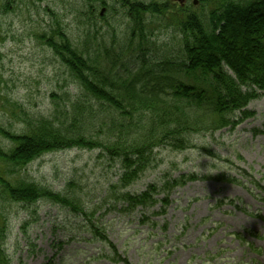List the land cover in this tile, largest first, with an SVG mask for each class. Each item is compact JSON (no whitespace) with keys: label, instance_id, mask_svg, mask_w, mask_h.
Returning <instances> with one entry per match:
<instances>
[{"label":"rangeland","instance_id":"obj_1","mask_svg":"<svg viewBox=\"0 0 264 264\" xmlns=\"http://www.w3.org/2000/svg\"><path fill=\"white\" fill-rule=\"evenodd\" d=\"M167 1L169 14L144 16L142 40L154 55L162 54L165 44L169 52H174L176 19L187 12L207 13L214 2L197 0L194 5L193 0H188L180 6L178 0ZM105 2L103 18L91 13L88 0H13V8L0 14V123L4 128L20 132L21 114L33 118L51 116L54 104L60 101L58 97H78L66 67L37 37L51 35L56 21L78 48L89 29L88 54H95L107 65L108 57L115 53L119 57L115 72L124 76L126 70L133 71L137 53L125 50L130 18L117 0ZM91 6L97 12L104 9L93 3ZM249 108L253 116L233 129L197 139L198 144L205 143L213 149L215 158L201 155L197 149L182 153L161 149L155 153L156 166L131 184L129 191H141L166 174L176 177L191 172H221L241 177L243 182L240 185L202 178L176 187L165 213L150 215L155 225L142 224L137 210L123 213L109 209L113 192L108 187L115 183L119 165L98 158L97 150L47 154L31 162L22 174L54 192H63L72 183L87 218L92 216L90 221L103 229L108 244L130 264H264V192L252 187L240 173L245 171L253 181L264 175V133H253L264 125V90ZM9 144L0 135V146ZM8 212L5 248L10 264H115L106 257L112 254L110 246L92 239L83 216L45 201L27 206L9 204Z\"/></svg>","mask_w":264,"mask_h":264},{"label":"trees","instance_id":"obj_2","mask_svg":"<svg viewBox=\"0 0 264 264\" xmlns=\"http://www.w3.org/2000/svg\"><path fill=\"white\" fill-rule=\"evenodd\" d=\"M117 1L131 22L125 50L137 53L133 71L126 70L124 76L115 72L117 54L108 57L105 65L95 54L86 52L91 41L89 29L80 48L62 31L59 21L51 35L37 36L66 67L79 94L75 99L66 94L58 97L51 116L21 114L20 132L0 123V135L10 143L0 146V264H10L5 248L9 204L27 206L45 201L59 205L83 216L92 237L107 242L99 224L90 221L92 216L87 218L72 183L63 192H54L23 176L31 162L63 150H97L98 158L119 165L117 180L108 187L113 192L109 209L116 210L118 202L121 212L139 209L140 222L145 223L149 216L143 212L160 203L159 211L151 214L164 213L171 190L194 178L166 174L140 192L126 191L156 166L154 150L197 148L215 158L217 155L199 145L197 139L204 140L203 135H213L226 126L232 128L240 121L236 118L253 115L248 105L264 90V0H214L207 13H184L176 19L174 52H169L165 44L160 55L151 54L144 45V16L169 14V1ZM130 1L132 6L128 8ZM88 2L92 9V3L104 7V11L107 8L105 0ZM12 4L13 0L0 2V14L9 12ZM259 132H264V126L254 130L255 134ZM242 173L255 188L264 191L260 185H264V175L253 181L248 173ZM208 178L242 184L224 173ZM159 194L163 197L158 198ZM110 246L114 262L130 264Z\"/></svg>","mask_w":264,"mask_h":264},{"label":"bare ground","instance_id":"obj_3","mask_svg":"<svg viewBox=\"0 0 264 264\" xmlns=\"http://www.w3.org/2000/svg\"><path fill=\"white\" fill-rule=\"evenodd\" d=\"M186 1H188V0H186ZM128 3V2H127ZM197 3V0H193L192 1V4H196ZM131 6H132V4H131V1L128 3V8H131ZM91 11V13L92 14H94V15H96V16H98V18H103V10L102 9H99V11L97 12L95 9H91L90 10ZM161 149H167V150H170V151H172L170 148H161ZM161 149H158V148H156L154 151H155V153L156 152H158V151H160ZM193 148H188V149H184V150H181L180 152H178V153H182V152H185V151H187V150H192ZM174 152H177V151H174Z\"/></svg>","mask_w":264,"mask_h":264},{"label":"flooded vegetation","instance_id":"obj_4","mask_svg":"<svg viewBox=\"0 0 264 264\" xmlns=\"http://www.w3.org/2000/svg\"><path fill=\"white\" fill-rule=\"evenodd\" d=\"M185 1H186V0H179L178 2H179V4H180V6H182V5L185 4Z\"/></svg>","mask_w":264,"mask_h":264}]
</instances>
